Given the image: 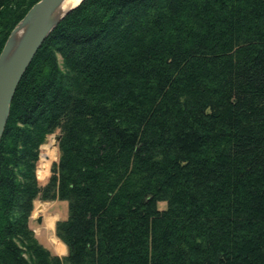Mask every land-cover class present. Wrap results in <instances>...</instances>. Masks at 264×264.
Listing matches in <instances>:
<instances>
[{"label": "trees", "instance_id": "1", "mask_svg": "<svg viewBox=\"0 0 264 264\" xmlns=\"http://www.w3.org/2000/svg\"><path fill=\"white\" fill-rule=\"evenodd\" d=\"M37 1L0 0V52ZM36 199L67 202L63 256L31 228ZM0 264H264V0L71 9L10 104Z\"/></svg>", "mask_w": 264, "mask_h": 264}, {"label": "water", "instance_id": "2", "mask_svg": "<svg viewBox=\"0 0 264 264\" xmlns=\"http://www.w3.org/2000/svg\"><path fill=\"white\" fill-rule=\"evenodd\" d=\"M61 1L35 2L11 30L0 52V140L9 116L13 95L26 68L51 30L82 0L58 16L56 9ZM18 32L21 34L16 38ZM58 139L59 136H56L55 140Z\"/></svg>", "mask_w": 264, "mask_h": 264}, {"label": "rangeland", "instance_id": "3", "mask_svg": "<svg viewBox=\"0 0 264 264\" xmlns=\"http://www.w3.org/2000/svg\"><path fill=\"white\" fill-rule=\"evenodd\" d=\"M58 134L59 131L56 130L54 133L47 137L45 143L40 147L39 160L36 167V175L39 182L46 181V179L50 175V167L52 163L58 160L59 151L57 147V141L55 140V137L58 136ZM51 149L53 151H49ZM40 163H42V166L47 170L48 176H38L37 171ZM33 205L34 207L31 213L32 217H30V225L35 233L36 238L45 247H48L53 253H59L60 249H55L56 241H58L59 239L56 237L55 231L47 226L44 219H46V217H53L52 225L55 227V223L57 220L66 218L67 216V202L58 200H46V202L43 203L42 200L36 199ZM165 205L166 204L163 201L158 202V206L161 208H164ZM39 218L40 221H38Z\"/></svg>", "mask_w": 264, "mask_h": 264}, {"label": "bare ground", "instance_id": "4", "mask_svg": "<svg viewBox=\"0 0 264 264\" xmlns=\"http://www.w3.org/2000/svg\"><path fill=\"white\" fill-rule=\"evenodd\" d=\"M79 0H62L61 3L58 5L57 9H56V13L58 16H60L61 14H63L69 7L75 5ZM21 32H18L16 34V38H18L20 36ZM49 151H53L52 149ZM43 167V166H42ZM44 168V167H43ZM45 169V168H44ZM46 170V169H45ZM47 171V170H46ZM56 240V239H55ZM61 244L56 241V249H59L58 247Z\"/></svg>", "mask_w": 264, "mask_h": 264}, {"label": "crops", "instance_id": "5", "mask_svg": "<svg viewBox=\"0 0 264 264\" xmlns=\"http://www.w3.org/2000/svg\"><path fill=\"white\" fill-rule=\"evenodd\" d=\"M48 176V175H47ZM47 178V177H46ZM59 201V200H58ZM41 202V201H40ZM43 203L44 202H46V200L45 201H42ZM32 217V216H31ZM44 221H45V223L47 224V226L49 227V228H51V229H53L54 231H55V227L52 225V221H53V217H46V219H44ZM54 227V228H53ZM59 241V243H60V240H58ZM59 249H60V252L58 253H56L57 255H59V256H63V255H65L66 254V246H65V244L64 243H62L61 242V245L58 247ZM55 249H56V246H55ZM57 250V249H56Z\"/></svg>", "mask_w": 264, "mask_h": 264}]
</instances>
